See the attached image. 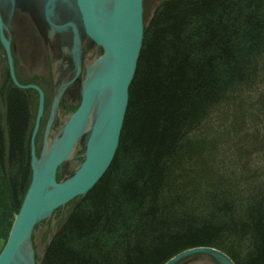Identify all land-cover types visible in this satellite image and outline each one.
Masks as SVG:
<instances>
[{
  "label": "trees",
  "instance_id": "trees-1",
  "mask_svg": "<svg viewBox=\"0 0 264 264\" xmlns=\"http://www.w3.org/2000/svg\"><path fill=\"white\" fill-rule=\"evenodd\" d=\"M0 99L5 238L31 182L33 116L13 83L0 87ZM198 246L235 264H264V0L156 8L117 154L41 264H165Z\"/></svg>",
  "mask_w": 264,
  "mask_h": 264
},
{
  "label": "water",
  "instance_id": "water-1",
  "mask_svg": "<svg viewBox=\"0 0 264 264\" xmlns=\"http://www.w3.org/2000/svg\"><path fill=\"white\" fill-rule=\"evenodd\" d=\"M99 1L76 0V4L85 32L90 39L102 47L103 58L109 56L111 64L104 73L92 80L86 87L83 86L80 105L62 128L59 139L57 137L56 141V143L62 141L60 147L54 149L46 157L43 171L35 166L34 162L37 157L32 142L30 186L15 217L8 239L0 252V264H36L35 249L32 244L35 227L73 199L84 198L108 171L118 151L129 105L130 86L136 74L144 41L146 24L144 0H113L111 13L100 10ZM0 37L8 53L10 73L14 84L21 89L36 88L41 92L36 85H22L16 79L10 43L5 35L1 12ZM62 94L63 90L57 96L59 101ZM106 94H108V99L96 118L94 128L84 136L86 144L83 162L69 178L57 180L58 169L68 160L67 158L80 137L79 130L90 110L92 98L98 95L102 100ZM41 100L43 101L42 92ZM76 114H79L77 115L78 120L72 122ZM41 115L42 110L40 109L36 129ZM45 149L46 143L40 155L41 158H43ZM27 241L31 251L29 256L21 252V246ZM21 253L23 254L20 255ZM197 253L213 256L223 264L225 263L222 260L229 262L228 264H235L227 254L209 246H198L185 250L165 264H176Z\"/></svg>",
  "mask_w": 264,
  "mask_h": 264
},
{
  "label": "rangeland",
  "instance_id": "rangeland-1",
  "mask_svg": "<svg viewBox=\"0 0 264 264\" xmlns=\"http://www.w3.org/2000/svg\"><path fill=\"white\" fill-rule=\"evenodd\" d=\"M163 1L144 0L146 21ZM0 12L17 81L22 85H36L43 93L42 101L41 92L36 88L24 90L33 116L30 144L32 146L33 142L35 153L40 157L47 139L53 140L60 135L69 116L79 107L89 62L99 57L103 49L85 32L76 0H0ZM5 49L0 37V87L14 84ZM38 54L43 55V60L37 59L40 62L33 64L31 61ZM61 89L63 94L55 107ZM40 109L42 115L36 129ZM209 122L205 129L212 131L210 127L212 125L215 129L214 121ZM85 142L86 137L81 138L76 145L75 156L62 164L57 172L59 180L67 179L80 166L84 159ZM0 197L3 200L0 204L10 208L8 200L5 201L1 194ZM78 201V198L73 199L36 226L32 237L36 264H41L47 245ZM7 237L0 238V252ZM177 264L221 262L208 254L197 253Z\"/></svg>",
  "mask_w": 264,
  "mask_h": 264
},
{
  "label": "bare ground",
  "instance_id": "bare-ground-1",
  "mask_svg": "<svg viewBox=\"0 0 264 264\" xmlns=\"http://www.w3.org/2000/svg\"><path fill=\"white\" fill-rule=\"evenodd\" d=\"M98 8L102 11H105L107 13H111L112 9H113V0H100L98 2ZM6 48V47H5ZM6 51V57L7 59L9 60V57H8V53H7V50L5 49ZM12 55V54H11ZM43 55L42 54H38L36 56V58L32 59V63H38L40 62L41 60H43ZM39 59V60H37ZM89 63H91L89 65V69H88V77L86 78L85 82H84V86L86 87L92 80H94L96 77H98L100 74L104 73L110 66L111 64V59L109 56H106L105 58H103L102 54L93 59L92 61H90ZM9 66H10V63H9ZM14 62H13V70H14ZM11 74V73H10ZM15 74V72H14ZM15 77H16V74H15ZM21 89V88H20ZM64 89V88H63ZM62 89V90H63ZM22 90H25V89H22ZM61 90V91H62ZM108 99V94L105 95V97L101 98L98 97V95H95L93 98H92V101H91V107H90V110L87 114V116L84 118V120L82 121V126L79 130V135L80 137L78 138L77 140V143L76 145L79 143L80 139L83 138L85 135H88L92 129L94 128V125H95V121H96V118L97 116L100 114V112L103 110V107L106 103ZM58 102H59V99L58 97L56 98L55 100V107H57L58 105ZM3 101L0 99V106L2 108H4V105H3ZM79 114H76L74 115V118L72 119V122L73 121H76L78 120V116ZM71 116H69L70 118ZM71 119V118H70ZM69 120V119H68ZM4 123L3 125L5 126V123H6V120L3 119ZM38 127H39V124H38ZM31 129H32V124H31ZM7 134H8V131H6ZM59 136V135H58ZM57 136V137H58ZM54 138L53 140L52 139H47L46 141V149L44 151V154H43V158L39 157L38 155H36L37 157V160H35V166L40 170V171H43L45 170L44 169V166H45V162H46V157L52 153L54 151V149L60 147V143H56V141L59 139ZM29 142H30V138H29ZM76 145L73 149V151L71 152V154L69 155V157L67 158L68 160L73 158L75 156V149H76ZM30 154H31V144H30ZM117 154V153H116ZM69 178V177H68ZM58 179V178H57ZM59 180V179H58ZM30 186V184H29ZM29 188V187H28ZM28 190V189H27ZM26 194V193H25ZM3 210V209H2ZM55 214V213H53ZM17 215V214H16ZM15 220V219H14ZM13 225V224H12ZM9 236V235H8ZM8 239V238H7ZM32 244H33V248L35 247L34 246V241L32 240ZM21 252H25L28 256L29 254L31 253L30 249H29V242H25L22 246H21ZM219 250V249H218ZM221 251V250H220ZM23 253H21L20 255H22ZM226 254V253H225ZM213 257V256H212ZM173 258V257H172ZM171 258V259H172ZM215 258V257H214ZM170 260V259H169ZM168 260V261H169ZM167 261V262H168ZM225 264H228L229 262L225 261V260H222ZM166 262V263H167ZM219 262V260H218ZM177 264V263H176ZM223 264V263H221Z\"/></svg>",
  "mask_w": 264,
  "mask_h": 264
},
{
  "label": "crops",
  "instance_id": "crops-1",
  "mask_svg": "<svg viewBox=\"0 0 264 264\" xmlns=\"http://www.w3.org/2000/svg\"><path fill=\"white\" fill-rule=\"evenodd\" d=\"M2 243H0V245H1Z\"/></svg>",
  "mask_w": 264,
  "mask_h": 264
}]
</instances>
